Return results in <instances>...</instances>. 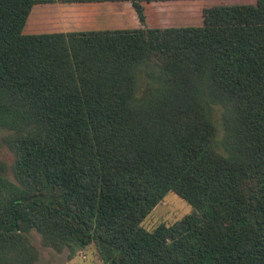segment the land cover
<instances>
[{
    "label": "trees",
    "instance_id": "1",
    "mask_svg": "<svg viewBox=\"0 0 264 264\" xmlns=\"http://www.w3.org/2000/svg\"><path fill=\"white\" fill-rule=\"evenodd\" d=\"M127 1L142 28L29 34L55 0H0V264L35 261L30 231L102 264H264V0ZM149 4L201 24L147 28ZM167 194L190 213L146 228Z\"/></svg>",
    "mask_w": 264,
    "mask_h": 264
},
{
    "label": "crops",
    "instance_id": "2",
    "mask_svg": "<svg viewBox=\"0 0 264 264\" xmlns=\"http://www.w3.org/2000/svg\"><path fill=\"white\" fill-rule=\"evenodd\" d=\"M144 5V25L150 29L194 26L201 24L200 11L171 10V5ZM142 28L127 0H91L34 5L28 15L25 31L33 33H67Z\"/></svg>",
    "mask_w": 264,
    "mask_h": 264
},
{
    "label": "rangeland",
    "instance_id": "3",
    "mask_svg": "<svg viewBox=\"0 0 264 264\" xmlns=\"http://www.w3.org/2000/svg\"><path fill=\"white\" fill-rule=\"evenodd\" d=\"M69 2H75L70 0ZM79 3V2H76ZM226 111L221 106L214 107L213 119L217 128L218 140L225 136L227 126ZM10 132L0 129V170L3 175L13 181L11 175L12 154L5 144V138ZM190 213V207L173 194H167L145 219L143 225L152 228L163 224L170 226ZM27 241L35 252V261L32 264H102L92 244L71 254L70 249L63 248L59 251L42 244L41 237L35 231L27 234Z\"/></svg>",
    "mask_w": 264,
    "mask_h": 264
}]
</instances>
